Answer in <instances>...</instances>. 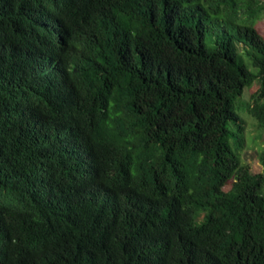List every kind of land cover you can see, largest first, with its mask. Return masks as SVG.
<instances>
[{
  "label": "trees",
  "instance_id": "trees-1",
  "mask_svg": "<svg viewBox=\"0 0 264 264\" xmlns=\"http://www.w3.org/2000/svg\"><path fill=\"white\" fill-rule=\"evenodd\" d=\"M264 0H0V264H264ZM229 186L227 190L225 186Z\"/></svg>",
  "mask_w": 264,
  "mask_h": 264
},
{
  "label": "rangeland",
  "instance_id": "rangeland-1",
  "mask_svg": "<svg viewBox=\"0 0 264 264\" xmlns=\"http://www.w3.org/2000/svg\"><path fill=\"white\" fill-rule=\"evenodd\" d=\"M256 27L264 37V17L257 21ZM257 87L258 84L255 82L252 86L245 88L237 102L238 112L244 119L245 125V143L240 155L242 161L250 166L253 173L260 172L262 169L257 158V152L264 147V130L259 131L257 129L254 119L246 110V104L251 102V95ZM228 188V185L224 187L225 190Z\"/></svg>",
  "mask_w": 264,
  "mask_h": 264
}]
</instances>
